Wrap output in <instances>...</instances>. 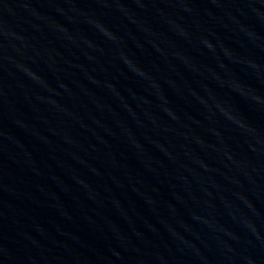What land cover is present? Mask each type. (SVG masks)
Listing matches in <instances>:
<instances>
[{"label":"water","instance_id":"95a60500","mask_svg":"<svg viewBox=\"0 0 264 264\" xmlns=\"http://www.w3.org/2000/svg\"><path fill=\"white\" fill-rule=\"evenodd\" d=\"M213 142L264 229V0H105Z\"/></svg>","mask_w":264,"mask_h":264}]
</instances>
